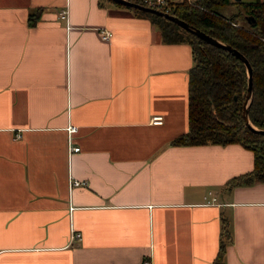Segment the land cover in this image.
Wrapping results in <instances>:
<instances>
[{"label":"crops","instance_id":"obj_1","mask_svg":"<svg viewBox=\"0 0 264 264\" xmlns=\"http://www.w3.org/2000/svg\"><path fill=\"white\" fill-rule=\"evenodd\" d=\"M125 6L0 0V264H264V182L228 183L252 151L172 143L191 46Z\"/></svg>","mask_w":264,"mask_h":264},{"label":"trees","instance_id":"obj_2","mask_svg":"<svg viewBox=\"0 0 264 264\" xmlns=\"http://www.w3.org/2000/svg\"><path fill=\"white\" fill-rule=\"evenodd\" d=\"M198 3L200 6H179L173 15L231 45L247 58L252 69V98L247 116L254 127L264 128V0H199ZM228 4L234 10L222 13L220 9ZM40 10L30 11L28 19H37ZM136 10L157 26L164 41L186 42L191 46L193 65L188 77V128L172 143H239L252 151L253 167L228 183L264 182V133L248 127L242 116L247 93L244 63L231 52L206 42L163 16ZM231 240L225 227L218 261Z\"/></svg>","mask_w":264,"mask_h":264},{"label":"built area","instance_id":"obj_3","mask_svg":"<svg viewBox=\"0 0 264 264\" xmlns=\"http://www.w3.org/2000/svg\"><path fill=\"white\" fill-rule=\"evenodd\" d=\"M132 2H136L138 4L157 9L159 11H162L167 14H173V12L179 7L183 5H194L197 6L199 5L198 1L199 0H128ZM200 6V5H199ZM59 17L60 18H67V11L66 9H61L59 12ZM112 36V32L110 30H100V37L102 39H109ZM151 122L155 124H160L162 122V116L157 114L151 117ZM77 130V127L75 125H69L67 127L68 131V152L69 154L78 151L79 150V145L73 144V142L70 139V135ZM17 137H19L18 134H16ZM84 182L79 179L72 178L69 176V187L72 188L74 186H78L80 184H83ZM207 203H217V196L216 193L213 191H208L207 192ZM71 239H80V233L79 232H73L71 230ZM141 264H152L151 259L147 258L142 260ZM224 264V263H222Z\"/></svg>","mask_w":264,"mask_h":264},{"label":"water","instance_id":"obj_4","mask_svg":"<svg viewBox=\"0 0 264 264\" xmlns=\"http://www.w3.org/2000/svg\"><path fill=\"white\" fill-rule=\"evenodd\" d=\"M114 1L121 3V4H124L126 6H130V7L142 10V11H147V12H151V13L163 16V17L175 22L176 24H178L182 28L188 30L189 32L194 33L195 35H197L201 39L205 40L206 42L213 44L215 46L221 47L224 50H227V51L231 52L232 54H234L236 57H238L244 63V65L246 67V73H247V93H246V98L243 102L242 116L244 118V121L248 125V127H250L254 131L264 133V128L258 129V128L254 127L249 122V119L247 116L248 105H249L250 100L252 98V69H251V66H250L247 58L240 51H238L236 48L232 47L231 45L206 34L202 30H200L199 28L188 24L187 22L178 18L177 16H174L173 14H167V13H164V12L159 11L157 9L150 8V7L138 4L136 2L128 1V0H114Z\"/></svg>","mask_w":264,"mask_h":264},{"label":"rangeland","instance_id":"obj_5","mask_svg":"<svg viewBox=\"0 0 264 264\" xmlns=\"http://www.w3.org/2000/svg\"><path fill=\"white\" fill-rule=\"evenodd\" d=\"M107 1H109V2H116V1H114V0H107ZM118 3V2H117ZM121 4V3H120ZM125 7H127V8H130L131 10H136V9H134L133 7H130V6H125ZM234 10V8H233V6L231 5V4H228V5H226V6H224L223 8H221L220 9V11L222 12V13H225V14H227V13H229V12H231V11H233ZM137 11V10H136ZM135 11V12H136Z\"/></svg>","mask_w":264,"mask_h":264}]
</instances>
